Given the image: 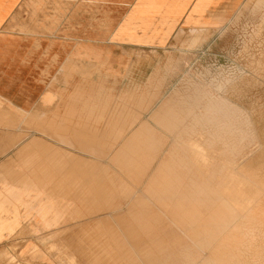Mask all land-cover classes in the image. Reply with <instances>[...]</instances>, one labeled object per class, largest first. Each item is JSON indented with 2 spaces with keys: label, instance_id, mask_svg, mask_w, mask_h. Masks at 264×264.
Masks as SVG:
<instances>
[{
  "label": "rangeland",
  "instance_id": "obj_1",
  "mask_svg": "<svg viewBox=\"0 0 264 264\" xmlns=\"http://www.w3.org/2000/svg\"><path fill=\"white\" fill-rule=\"evenodd\" d=\"M70 16L57 12V2L50 1L43 11L17 13L16 21L5 29L30 40L36 39L33 44L31 40L27 47L31 54L45 55L46 67L36 78L39 80L30 83L22 92L13 86L5 90L4 95L0 94V188L1 181L20 187L23 177L27 176L35 184L32 194L35 191L40 193L37 199L24 197L23 201L4 193L0 195V264H112L104 256L99 242L106 239V233L139 232L133 227L134 213L131 211L135 209L132 206L142 199L149 176L157 170L159 161L168 157L171 147V139L167 136L162 147L151 157L149 166L144 168L142 165L134 170L135 177L128 174L116 158H119L117 154L131 136L133 126L127 128L123 136L125 139L121 137L110 146L105 143L103 148L93 151L97 154L90 158L94 167L82 166L80 161L69 158L64 163V156L56 155L62 127L59 123L61 118L71 115V110L74 116L80 113L76 106H80V95L85 94L80 93L78 86L73 89L72 95L68 91L69 84L65 83L71 78L57 74V57L53 55L57 56L59 37L92 41L90 45L60 46L69 48L68 52H87L93 58H99L102 53L121 52L126 58L120 62V67L126 70L123 77L112 76L108 71L115 61H89L87 67L82 65L83 61H77L79 81H91L94 96L109 94L111 97L104 118L116 115L122 109L117 86L120 90L125 89L124 95L131 91L134 97L142 100L140 105L133 99L128 111L140 110V117L146 119L170 96L171 104H190L193 113L197 114L203 113L201 106L213 96L228 99L234 115L225 124L230 125L232 132L229 133V129L221 132L218 125L205 123L197 126V133L193 135L191 132L190 138L205 147L208 133L219 131L222 140L213 141L208 150L211 161L219 165L231 159L235 166L240 165L254 174L255 204L251 211L254 222L251 228L240 226L236 236L223 241L230 245L222 249L221 258L220 254L211 256L216 260H226L230 256L225 252L232 249L235 251L232 261L236 264H264V0L240 2L232 21L225 28L217 30L216 34H206L200 40L206 41V44L200 42L194 47L171 44L153 49L96 44L103 30L71 26ZM37 39L42 43L38 44ZM209 41L212 43H207ZM102 68L107 70L99 71ZM139 68L145 74L156 69V98L149 93V87L142 86L138 92L133 90L137 83L145 79L132 77L133 70ZM59 82H63V91H57ZM217 85L220 87L217 88ZM5 95L9 100L1 98ZM70 102H74L73 109ZM145 104H148L147 108ZM154 128L159 134L161 132L160 135L165 134L156 123ZM238 128L247 135L241 144L247 145L240 154L236 150L229 156L227 145L230 142L237 144ZM34 139L42 142L41 145L26 147ZM32 155L41 160L57 158V167L51 172V179H43L38 165L25 164ZM226 170L228 168L222 170V174ZM34 177L41 180L36 181ZM173 177L179 192L181 188L185 194L197 192L190 171L177 168ZM85 180L88 182V193L84 191ZM71 183L73 188H69ZM120 183L129 186L119 187ZM76 185L79 188L74 187ZM108 192L112 194L109 196ZM177 194L169 193L170 201H179ZM29 200H32L31 203H28ZM208 204L207 201L205 205ZM145 208L158 216L153 229L156 236L169 242L171 239L178 241L171 248L191 246L164 215L154 207ZM46 210L49 212L44 213ZM184 226L188 227L187 224ZM140 239L147 242L148 237L140 235Z\"/></svg>",
  "mask_w": 264,
  "mask_h": 264
},
{
  "label": "crops",
  "instance_id": "obj_2",
  "mask_svg": "<svg viewBox=\"0 0 264 264\" xmlns=\"http://www.w3.org/2000/svg\"><path fill=\"white\" fill-rule=\"evenodd\" d=\"M50 1L57 2V12L71 15V26L103 30V35L96 44L158 49L171 44H186L188 47H194L206 34H216L217 30L225 28L232 21L239 3L243 0H0V94L4 95V91L13 86L16 87L15 90L22 92L30 83L38 81L39 79L36 78L45 70V55L31 54L27 47L33 39L30 40L22 34L7 32L5 29L16 21L17 13L43 11ZM35 41L36 39L32 44ZM37 43L42 42L37 39ZM201 43L206 44V41ZM78 44L90 45L92 41L59 37L57 56L53 55L57 57V74L71 78L65 80V83L69 84L68 91L72 94L73 89L79 86L80 93L85 94L80 95L82 97L80 106H76L80 113L74 116L71 110L68 118L60 120L61 137L60 142L57 141L56 155L64 156V163L66 158H69L72 161H80L82 166H91L94 163L91 164L90 158L97 155L93 152L95 149L103 148L105 143L110 146L115 140L125 136L127 128L131 129L134 126L131 136L129 135L117 154L119 158H116L117 163H122L126 172L134 176V170L138 167L149 166L151 157L159 147H162L167 136L171 139L168 157L159 161L157 170L148 178L142 199L137 200L132 206L135 209L131 211L134 213L133 227L139 232L106 233V239L99 242L104 256L112 264H236L232 261V254L235 253L232 249L228 253L225 252L230 256L226 259L228 261L220 259L223 254L220 244L236 236L240 226H244L245 229L253 227L254 219L251 211L255 204L254 174L248 173L240 165L235 166V162L231 159L219 165L211 161L208 150L213 141L222 140L219 131L213 130L210 135L208 133L206 139L208 143L204 144L205 147L190 138V133L194 135L197 133L196 127L205 123L218 125L221 132L228 129L229 133L232 132L230 125L228 127L225 124L227 119L234 115L228 99L218 95L213 96L201 106L203 113L197 114L193 113L190 104L187 106L171 104L172 96H170L162 102L158 110L151 111V115L146 119L140 117V110L132 113L128 111L133 99L140 105L142 100L134 97L131 91L124 95L125 89L120 90V86H117V96L122 109L116 115L110 114L108 118H104L111 97L109 94L96 97L93 94L91 81L86 83L79 81L77 61H83L82 65L85 67L90 64L89 61L105 59L115 61L113 68L108 71L112 76L123 77L126 70L120 67V62L125 61L126 58L121 52L102 53L99 58H93L87 52L77 54L73 51L68 52L69 48L60 47ZM106 70L102 68L99 71ZM90 71L93 72L92 69ZM133 73L132 77H145L133 90L138 92L137 90L142 86L149 87V93L156 98L155 93L158 88L155 79L156 69L145 74L144 70L139 68L134 69ZM62 87L63 82L57 84V91H63ZM218 87L220 86L217 85ZM120 94L123 95L119 97ZM1 98L9 100L7 95ZM70 104L73 109L74 102ZM145 107L147 108L148 104H145ZM155 123L165 134L160 135L161 132L159 134L154 128ZM236 132L237 147L231 142L229 145L224 143L228 146L229 156L236 150L240 154L247 145L241 144L247 135L239 128ZM41 143L34 139L26 147L38 146ZM25 164L38 165L43 179L48 180L51 179V172L57 167V158L41 160L36 155H32ZM177 168L191 172L196 193L185 194L182 188L181 192L177 190L173 177ZM227 168L228 171L222 174V170ZM34 179L41 180L36 177ZM86 180L84 191L88 193ZM128 186L127 183L119 185L124 188ZM34 187V182L27 176L23 177L20 187L1 181L0 195L4 193L20 201H23L24 197L34 200L40 196L38 191L32 194ZM74 187L79 188L77 185ZM69 188H73L72 183ZM169 193H178L179 201L175 203L170 201ZM111 194L112 192H108L107 195ZM31 201L25 202L31 203ZM207 201L209 204L206 206ZM145 206L154 207L164 215L191 246L179 245V248H171L174 244H178V241L171 239L169 242L156 236L153 229L154 220L158 216L147 211ZM49 210L44 213H48ZM186 224L187 228L184 226ZM140 235H147V242H143ZM213 254H220V258L214 259L211 256Z\"/></svg>",
  "mask_w": 264,
  "mask_h": 264
},
{
  "label": "bare ground",
  "instance_id": "obj_3",
  "mask_svg": "<svg viewBox=\"0 0 264 264\" xmlns=\"http://www.w3.org/2000/svg\"><path fill=\"white\" fill-rule=\"evenodd\" d=\"M260 181H262L263 182V180L262 179H260V178H258ZM137 227V226H136ZM151 228H153V227H151ZM139 231V230H138ZM148 231V230H147ZM141 232V231H140ZM143 234V233H142ZM153 235V234H152ZM147 236V235H146ZM150 236H151V234H150ZM151 240V239H150ZM233 243V242H232ZM150 245H152V244H150ZM154 245V244H153ZM228 245H230L229 243L227 244V243H222V244H220V247H221V250L222 249H226V246H228ZM156 247V246H155ZM137 248V247H136ZM146 248V247H145ZM148 248V247H147ZM150 248H152V247H150ZM155 249V248H154ZM142 251V250H141ZM140 256H141V254H140ZM144 261V260H143ZM151 262V261H150ZM153 264V263H152Z\"/></svg>",
  "mask_w": 264,
  "mask_h": 264
}]
</instances>
